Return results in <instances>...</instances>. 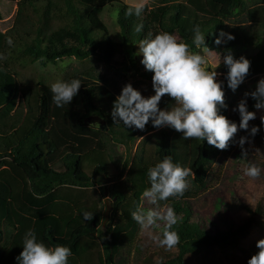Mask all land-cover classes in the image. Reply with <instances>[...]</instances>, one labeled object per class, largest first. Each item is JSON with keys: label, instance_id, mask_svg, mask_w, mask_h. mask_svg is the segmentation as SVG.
Returning a JSON list of instances; mask_svg holds the SVG:
<instances>
[{"label": "trees", "instance_id": "1", "mask_svg": "<svg viewBox=\"0 0 264 264\" xmlns=\"http://www.w3.org/2000/svg\"><path fill=\"white\" fill-rule=\"evenodd\" d=\"M150 2L137 17L126 15L130 5L118 0H0V17L3 12L9 18L18 7L19 15L29 21L27 26L19 24L0 32V55L4 57L0 60V264H17L29 229L35 230L38 239L48 246L70 247L69 264H134L146 232L160 235L165 228L163 222H158L150 229H141L131 215L138 206L149 210L144 207L143 192L151 186L150 167L171 156L174 162L192 169L195 186L205 189L208 165L218 158L231 162L242 157L237 134L235 142L219 150L206 140H185L182 132L172 128L159 133L153 158L142 155L124 180L123 175L111 176L109 141L129 145L156 129L151 122L145 130L115 124L112 110L120 93L112 91L93 72L62 79L79 78L82 82L72 103L63 107L54 104L51 86L43 78L37 81L36 89L24 82L36 61L56 63L76 58L116 67L118 56L129 45L159 32L174 33L190 45L191 51L198 48L192 43L197 25L209 51L224 56L230 49L237 59L245 56L251 61L246 79L264 73V0ZM113 12L121 43L114 40L110 28ZM243 12L250 25L231 29L228 23ZM139 24L144 25L143 30L136 32ZM222 30L235 39L217 45L215 39ZM9 37L14 42L12 46L7 44ZM227 71L222 64L225 79ZM142 76L152 81L153 73L146 70ZM19 96L24 106L13 113ZM225 105H218L219 114L232 120L231 102L226 98ZM95 119L102 124L96 127ZM245 162L248 166L257 164L249 155ZM99 177L113 183L115 211L107 225L99 207L87 199L85 192L99 184L94 179ZM194 196L192 191H185L182 197L160 202L161 207H172L179 216L173 225L181 238L175 264H184L187 254L238 246L239 238L251 227L252 219L240 228L227 230H215L212 222L201 224L195 215ZM84 211L94 214L91 221L84 220ZM256 249L255 254L259 251Z\"/></svg>", "mask_w": 264, "mask_h": 264}, {"label": "clouds", "instance_id": "2", "mask_svg": "<svg viewBox=\"0 0 264 264\" xmlns=\"http://www.w3.org/2000/svg\"><path fill=\"white\" fill-rule=\"evenodd\" d=\"M146 8V0L130 6L126 15L140 17ZM144 25L135 27L136 32H141ZM234 35L223 30L215 39L217 45L234 40ZM11 37L7 39L9 46L13 45ZM192 43L200 48V52L190 51V45L178 40L174 33L159 32L149 35L139 42V51L136 55L142 56L141 64L151 73L154 95L144 96L132 83H127L114 101L112 117L115 122L123 124L126 128L145 130L151 125L160 129L171 127L183 133V138H194L207 141L211 146L219 150H226L230 142H235L234 137L238 130L249 131L248 136L239 139V146L243 156H247L244 145L249 136L255 137L260 132V125L251 126L249 122L256 119V112L249 111L247 97L250 95L257 102L256 109H264V78L258 81L257 87L250 93H245L234 111H238L241 117L239 125L225 115L219 114V106L225 105V91L223 82L217 81V72L209 71L206 53L209 47L206 37L199 25L193 30ZM0 55V60H3ZM223 64L227 67V87L235 92L246 79L250 71L251 61L245 56L238 59L229 49L223 56ZM82 82L79 78L60 80L51 85L52 99L57 107L71 104L81 89ZM165 95L174 100L169 107L161 109L160 102ZM264 124V117H261ZM192 169L174 162L171 156H165L155 166L148 169L150 188L143 192L150 204L154 205L147 211L138 206L131 213L141 229H150L163 222L165 228L160 235L153 237L158 246L165 250H172L180 243V235L173 230V225L179 221V216L172 207L163 208L161 201H167L170 197H182L189 184L188 177L192 175ZM264 168L256 163H250L244 169V175L253 180L261 178ZM93 213L84 211L86 221L93 219ZM259 251L254 254L247 264H264V239L257 241ZM72 256L70 247L57 244L48 246L39 240L35 230L29 229L23 237V251L16 258L17 264H69Z\"/></svg>", "mask_w": 264, "mask_h": 264}, {"label": "rangeland", "instance_id": "3", "mask_svg": "<svg viewBox=\"0 0 264 264\" xmlns=\"http://www.w3.org/2000/svg\"><path fill=\"white\" fill-rule=\"evenodd\" d=\"M118 1L130 6L139 2V0ZM150 3V0H146V5ZM1 14L3 17H0V32H7L19 24L23 26L29 25L28 19H23V16L19 15L18 7H15L9 18L4 17L5 13L1 12ZM116 20V13L113 12L109 17L110 28L114 40L121 43L123 39ZM228 24L231 29L236 27L247 28L250 25L246 12L236 16ZM177 38L181 40L179 36ZM138 44L129 45L125 51L123 50V53L117 58L118 65L116 67L105 66L94 60H79L76 58H64L58 60L56 63L36 61L32 66L31 74H27L24 77V82H27L28 86L36 89V83L41 78H43L44 83L51 86L53 83L64 78L66 79L68 76L93 72L101 76L103 82L116 93H121L122 88L127 83H132L144 96H151L155 93L152 81L142 76V73L146 69L141 64L142 56L136 55L139 51ZM191 52L198 53L200 52V48L192 49ZM206 60L210 64L206 70L216 71L217 81L223 82L222 86L225 91V98L231 102V107L229 108L230 116L239 125L241 120L240 114L233 109L236 108L242 99H245V93H250L256 89L258 81L264 78V73L246 79L233 92L227 87V80L222 72L223 56L221 53L208 51L206 53ZM171 101L174 103L172 98L165 95L160 105L167 108L170 106ZM256 102L250 95L247 97L249 111H254L257 114L256 119L249 122L250 128L251 126L260 125V132L254 138L249 136L244 149L247 150V155L255 159L259 167L264 168V124H261L260 119L264 117V109H256ZM22 106H24V99L19 96L13 113L21 110ZM93 122L96 127L100 126L99 120L95 119ZM161 131H172V128L166 126L155 129L129 145H121L109 141L108 149L110 158L112 159L110 175H123L122 178L124 180L130 167L142 155L147 159L153 158L158 148V135ZM249 131L238 130L237 135L239 138L248 136ZM245 159L246 156L244 157L243 154L240 159H234L231 162H222L218 158L207 167V187L205 189H198L194 184L195 175L192 174L188 178L189 186L186 191H192L195 195L192 197L194 198L195 215L201 224L209 225L212 222L215 225V230H227L231 227H235V229L240 228L246 221L252 219L250 221V230L239 238L238 246L228 248L213 247L197 255L187 254L184 257V264H246L257 250V241L264 239V174L256 180L246 177L244 169L248 165ZM125 168L126 170H124ZM94 179L99 184L86 190V197L88 200L90 199L92 204L99 207L104 219L107 203L111 202V219L115 211V199L112 197L111 191L113 183H109L104 177ZM144 207L151 209L152 204L146 200ZM156 235L158 234L151 230L146 232L141 241V251L138 252L134 264H175L173 261L180 255L178 249L175 247L169 251L159 247L158 243L153 239Z\"/></svg>", "mask_w": 264, "mask_h": 264}, {"label": "water", "instance_id": "4", "mask_svg": "<svg viewBox=\"0 0 264 264\" xmlns=\"http://www.w3.org/2000/svg\"><path fill=\"white\" fill-rule=\"evenodd\" d=\"M101 123V121H99ZM107 194V193H106ZM111 210H112V206H111V202H108L107 203V211L105 213V222H104V225L109 221L110 219V213H111Z\"/></svg>", "mask_w": 264, "mask_h": 264}]
</instances>
